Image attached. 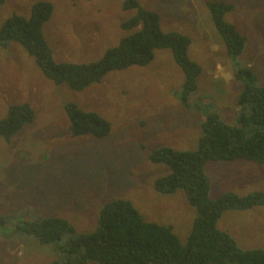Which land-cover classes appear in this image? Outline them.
Returning <instances> with one entry per match:
<instances>
[{"label": "rangeland", "instance_id": "rangeland-1", "mask_svg": "<svg viewBox=\"0 0 264 264\" xmlns=\"http://www.w3.org/2000/svg\"><path fill=\"white\" fill-rule=\"evenodd\" d=\"M36 1L40 0H5L0 5V26L14 14L28 17ZM43 1L52 4L41 30L55 61L94 62L136 29L121 27L136 13L134 8L123 7L125 0ZM136 1L158 14L163 31L189 37L188 56L201 68L189 107L180 100L185 77L169 48L155 50L147 65L109 71L101 81L73 90L45 77L20 44L10 41L0 46V119L11 104L28 103L34 113L32 121L9 140L0 136V215L4 216L0 264L60 260L53 244L40 245L16 226L58 217L69 221L78 233L91 231L101 206L118 198L130 200L146 221L171 226L181 243L187 239L195 209L182 190L161 194L153 188L154 180L166 175L169 167L152 163L148 154L158 146L194 148L201 120L211 112H219L227 123L236 122L234 62L249 66L264 84V0ZM207 1L234 6L225 20L247 37L244 50L234 60L213 26ZM200 97L202 101L195 106ZM65 102L99 114L109 122L110 133L105 137L73 135ZM205 172L210 199L227 191L240 196L264 192V165L247 160L208 161ZM262 206L248 209L249 213L264 215ZM232 215L225 211L216 226L229 228ZM246 222L258 224L264 219Z\"/></svg>", "mask_w": 264, "mask_h": 264}, {"label": "trees", "instance_id": "trees-1", "mask_svg": "<svg viewBox=\"0 0 264 264\" xmlns=\"http://www.w3.org/2000/svg\"><path fill=\"white\" fill-rule=\"evenodd\" d=\"M4 1L0 0V5ZM123 7L134 8L136 13L123 21L121 27L136 29L94 62L53 59L41 30L51 14L52 4L43 0L32 4L28 17L14 14L3 21L0 46L10 41L20 44L45 77L56 84L65 83L73 90L101 81L109 71L147 65L154 58L155 50L169 48L185 77L180 100L189 107L188 99L196 94V79L201 73L200 66L188 56L189 37L176 31H163L158 14L141 8L136 0H125ZM206 7L228 56L234 60L247 42V37L225 20V14L234 6L224 1H207ZM232 70L233 77L241 84L236 97V122L227 123L219 112H211L201 120V134L194 148L158 146L148 154L152 163L169 167L166 175L154 180L153 188L161 194L182 190L195 209L184 243L171 226L146 221L130 200L122 198L101 206L91 231L78 233L69 221L58 217L24 222L16 228L33 235L40 245H54L61 259L50 264H88L89 261L98 264H264V248L242 249L227 231L216 226L227 210L264 205V192L251 191L240 196L227 191L217 199L209 198L210 179L205 172L208 161L247 160L264 165V84L259 83L247 65L234 62ZM200 101L202 97L195 100V106ZM63 108L73 135L105 137L110 133L109 122L99 114L82 110L74 102H65ZM33 116L28 103L11 104L5 117L0 119V136L9 140ZM3 222L4 216L0 215V224Z\"/></svg>", "mask_w": 264, "mask_h": 264}, {"label": "crops", "instance_id": "crops-1", "mask_svg": "<svg viewBox=\"0 0 264 264\" xmlns=\"http://www.w3.org/2000/svg\"><path fill=\"white\" fill-rule=\"evenodd\" d=\"M231 72H233L232 69H231ZM228 77H231V75H229ZM232 77H233V74H232ZM232 80L235 82V89H236L235 98H236L238 93L241 90V84L237 80H234V77L232 78ZM240 161H243V160H234V161H229V162L216 161V162L218 163L233 162L234 163V162H240ZM248 162H251V161H248ZM227 211L234 213V215H232L229 218V221H228L229 228L222 229V230L227 231L237 241L238 245L242 249H253L257 247L264 248V222H261L258 224L253 223V222H246L247 219H252L254 217H259L261 220H263L264 215L261 213H249L250 210L248 209L246 210H227ZM255 234H258L259 236L258 239L254 238Z\"/></svg>", "mask_w": 264, "mask_h": 264}]
</instances>
